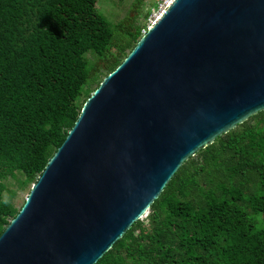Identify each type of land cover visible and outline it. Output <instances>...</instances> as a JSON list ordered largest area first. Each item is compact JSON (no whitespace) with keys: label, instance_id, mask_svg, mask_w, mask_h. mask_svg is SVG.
<instances>
[{"label":"water","instance_id":"95a60500","mask_svg":"<svg viewBox=\"0 0 264 264\" xmlns=\"http://www.w3.org/2000/svg\"><path fill=\"white\" fill-rule=\"evenodd\" d=\"M264 110V0H171L83 102L0 264H94L188 157Z\"/></svg>","mask_w":264,"mask_h":264},{"label":"trees","instance_id":"16d2710c","mask_svg":"<svg viewBox=\"0 0 264 264\" xmlns=\"http://www.w3.org/2000/svg\"><path fill=\"white\" fill-rule=\"evenodd\" d=\"M142 1L109 23L95 0H0V231L18 210L4 180L33 183L145 31ZM94 264H264V110L183 161Z\"/></svg>","mask_w":264,"mask_h":264},{"label":"rangeland","instance_id":"374dc122","mask_svg":"<svg viewBox=\"0 0 264 264\" xmlns=\"http://www.w3.org/2000/svg\"><path fill=\"white\" fill-rule=\"evenodd\" d=\"M167 0H143L141 4V11H149L146 19L141 20L144 24V29L151 24L155 17L159 14V9ZM132 0H95L94 9L97 10L109 23H115L124 15L129 8ZM155 3V6H152ZM143 31H141L142 33ZM86 58L90 59V56L86 54ZM90 87H93L91 85ZM22 177L16 174L15 178H6L4 180L5 188L1 194L4 200H7L15 208H19L25 197L27 196L31 182L25 184H19V180ZM141 234V232H139Z\"/></svg>","mask_w":264,"mask_h":264},{"label":"built area","instance_id":"2783aa9c","mask_svg":"<svg viewBox=\"0 0 264 264\" xmlns=\"http://www.w3.org/2000/svg\"><path fill=\"white\" fill-rule=\"evenodd\" d=\"M171 0H167L163 6H161V8L159 9V13L167 6V4L170 2Z\"/></svg>","mask_w":264,"mask_h":264},{"label":"clouds","instance_id":"9594fccd","mask_svg":"<svg viewBox=\"0 0 264 264\" xmlns=\"http://www.w3.org/2000/svg\"><path fill=\"white\" fill-rule=\"evenodd\" d=\"M155 18H156V17H155ZM147 27H148V26H147ZM143 32H144V31H143ZM143 32H142V33H143Z\"/></svg>","mask_w":264,"mask_h":264}]
</instances>
